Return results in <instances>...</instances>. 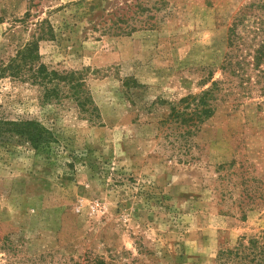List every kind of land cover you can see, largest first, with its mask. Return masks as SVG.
<instances>
[{
    "label": "rangeland",
    "instance_id": "374dc122",
    "mask_svg": "<svg viewBox=\"0 0 264 264\" xmlns=\"http://www.w3.org/2000/svg\"><path fill=\"white\" fill-rule=\"evenodd\" d=\"M42 20L37 63L81 72L87 111L1 72ZM0 118L55 139L0 140V264H215L264 243V0H0Z\"/></svg>",
    "mask_w": 264,
    "mask_h": 264
},
{
    "label": "trees",
    "instance_id": "16d2710c",
    "mask_svg": "<svg viewBox=\"0 0 264 264\" xmlns=\"http://www.w3.org/2000/svg\"><path fill=\"white\" fill-rule=\"evenodd\" d=\"M136 7L139 12L145 13L141 3ZM26 17L28 18L29 15L27 14ZM125 20H127L126 14L122 15V18L118 19L116 23H123ZM116 30L121 32L120 34L127 33L124 27H117ZM36 31H38L37 37L19 49L15 58H12L5 67L1 68L2 74L9 71L12 77L41 88L44 103L60 100L70 92L82 110L87 111V104L92 101L85 90V82L82 79L81 72L61 73L51 71L45 65L37 63L40 59V42L56 38L54 27L48 20H42L36 23ZM213 85V90L191 99L197 104H195L194 112L186 113V120H189L193 115L197 118L211 115L214 109L209 105V100L215 96V89H217L216 91L219 90L218 83ZM189 99L187 101H190ZM91 111L94 112L93 109ZM13 137H18L19 140L28 143L34 149H44L55 140L52 132L39 121L0 118V140ZM7 244L9 246L4 245L3 250H11L14 246L12 240H9ZM43 263L44 259L42 257H30L20 260L14 259L7 264ZM215 264H264V243L257 239H250L248 242L241 239L234 247L221 249L216 257Z\"/></svg>",
    "mask_w": 264,
    "mask_h": 264
}]
</instances>
